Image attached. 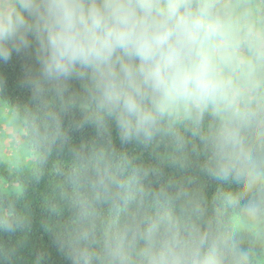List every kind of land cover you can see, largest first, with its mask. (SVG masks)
Returning <instances> with one entry per match:
<instances>
[{
    "label": "clouds",
    "instance_id": "1",
    "mask_svg": "<svg viewBox=\"0 0 264 264\" xmlns=\"http://www.w3.org/2000/svg\"><path fill=\"white\" fill-rule=\"evenodd\" d=\"M14 57L30 97L0 117L25 142L0 162L35 149L39 178L67 150L43 205L67 264H264V0H0ZM7 196L0 233L27 234ZM23 247L0 242V264Z\"/></svg>",
    "mask_w": 264,
    "mask_h": 264
},
{
    "label": "trees",
    "instance_id": "2",
    "mask_svg": "<svg viewBox=\"0 0 264 264\" xmlns=\"http://www.w3.org/2000/svg\"><path fill=\"white\" fill-rule=\"evenodd\" d=\"M0 72L5 76V84L0 91V98L6 99L9 102H26L30 97L28 89L20 84L22 78L21 60L14 57L7 65H0ZM70 119V118H69ZM95 135V130L92 127L71 132L72 141L79 143L82 140H88ZM113 136L118 148L132 152L131 146L121 145L118 137H116L113 129ZM25 140V137H24ZM35 155L34 161L26 166L12 167L8 169L5 163L0 162V195L4 190H7V198H11L18 208L27 206L32 214V228L30 232L24 234L17 233H0V242L13 244L20 239H24V247L22 249L23 262L22 264H34L37 257H42V264H67L63 256L58 252L54 243L53 237L47 230L49 216L44 211V201L52 192L57 175L55 168L61 167L67 163L69 156L67 150L65 152L53 151L52 155L43 165V171L39 178L35 173L41 167L39 157L40 152L32 149ZM147 158V154H144ZM198 181H203L204 178L197 176ZM209 195L215 193L218 187L212 181L206 182ZM17 189H22V192L17 193Z\"/></svg>",
    "mask_w": 264,
    "mask_h": 264
},
{
    "label": "rangeland",
    "instance_id": "3",
    "mask_svg": "<svg viewBox=\"0 0 264 264\" xmlns=\"http://www.w3.org/2000/svg\"><path fill=\"white\" fill-rule=\"evenodd\" d=\"M17 141L24 143V136L21 132L16 135L12 128L5 127V121L3 117H0V156L11 157L14 152H16ZM35 155L32 149L27 151L21 150L17 157H15V162L13 164H6L8 169L12 167L26 166L34 161Z\"/></svg>",
    "mask_w": 264,
    "mask_h": 264
}]
</instances>
